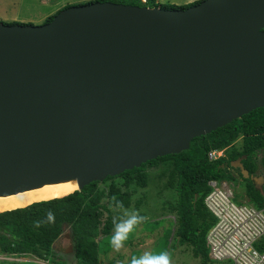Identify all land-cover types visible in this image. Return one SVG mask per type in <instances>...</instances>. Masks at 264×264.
<instances>
[{
  "label": "water",
  "instance_id": "water-1",
  "mask_svg": "<svg viewBox=\"0 0 264 264\" xmlns=\"http://www.w3.org/2000/svg\"><path fill=\"white\" fill-rule=\"evenodd\" d=\"M263 106L264 0L93 1L0 22V195L81 190ZM245 157L231 166L258 182Z\"/></svg>",
  "mask_w": 264,
  "mask_h": 264
},
{
  "label": "trees",
  "instance_id": "trees-1",
  "mask_svg": "<svg viewBox=\"0 0 264 264\" xmlns=\"http://www.w3.org/2000/svg\"><path fill=\"white\" fill-rule=\"evenodd\" d=\"M93 1L182 9L200 0L180 7L157 5L155 0L89 2ZM52 17L48 16L45 22ZM211 150H223V154L211 160L208 158ZM243 155L246 157L241 163L248 174L264 177V106L208 134L193 138L189 148L180 153L157 157L137 168L107 176L100 182H91L81 190L62 197L35 201L0 212V254H32L51 264H100L99 254L107 244L106 239L113 233V219L120 217L112 210L117 209L116 201L123 203V209L130 207L133 198L129 187H145L147 168H156L160 162H167L171 167L165 187L174 189L176 193L172 213L177 218L170 248L175 250L187 245L200 257V264H219L209 259L205 242L207 231L215 222V217L204 204V198L210 191L208 181L226 180L236 185V197L244 195L249 203L264 208V184L259 185L253 178H244L238 168L231 166L232 161ZM115 178L121 182H115ZM108 180L110 183L107 186H98ZM113 197L116 199L113 200ZM49 210L55 215L54 223L46 222ZM36 221L42 222L39 228L35 227ZM66 230L72 252L60 254L54 243Z\"/></svg>",
  "mask_w": 264,
  "mask_h": 264
},
{
  "label": "rangeland",
  "instance_id": "rangeland-1",
  "mask_svg": "<svg viewBox=\"0 0 264 264\" xmlns=\"http://www.w3.org/2000/svg\"><path fill=\"white\" fill-rule=\"evenodd\" d=\"M89 1L91 0H14L6 4L5 16L0 15V22L5 24L41 25L45 23L48 16H54L66 6L85 4ZM155 2L157 5L166 4L178 7L192 3H186V0H155ZM13 11L18 13L20 17H24V19L18 16H10ZM170 167L167 162H160L156 168H147V185L145 187L136 185L129 187L133 198L130 207L126 209L112 208L119 216L122 215L124 210L129 212L138 211L141 216L147 217V220L137 226L125 242L124 247L119 251L111 247L109 236L106 239L107 244L103 246L99 254L100 264H130L132 256L142 255L145 251H167L171 254V264H200V257L191 247L183 245L173 250L169 246L172 232L177 225V218L172 213V206L176 202V193L174 189L165 187ZM114 181L121 182L119 178H115ZM109 183L110 180L99 183L98 186L101 188ZM234 190H238L236 185ZM135 204L136 207H134ZM66 234H68V230L54 243V248L60 254L72 252L70 236L67 237ZM23 263L51 264L46 259H39L32 254H0V264Z\"/></svg>",
  "mask_w": 264,
  "mask_h": 264
},
{
  "label": "built area",
  "instance_id": "built-area-1",
  "mask_svg": "<svg viewBox=\"0 0 264 264\" xmlns=\"http://www.w3.org/2000/svg\"><path fill=\"white\" fill-rule=\"evenodd\" d=\"M222 154L223 150H211L208 158ZM208 185L204 204L215 217L205 236L209 259L219 264H264V208L244 195L236 197L234 185L226 180H210Z\"/></svg>",
  "mask_w": 264,
  "mask_h": 264
},
{
  "label": "clouds",
  "instance_id": "clouds-1",
  "mask_svg": "<svg viewBox=\"0 0 264 264\" xmlns=\"http://www.w3.org/2000/svg\"><path fill=\"white\" fill-rule=\"evenodd\" d=\"M116 198L113 197V200ZM116 208L123 209V203L116 201ZM147 220V217L141 216L138 211L124 210L120 217L113 219V233L110 236L111 247L119 251L124 247L125 242L130 238L131 234L136 230L137 226ZM47 223L55 222L54 213L49 210L46 217ZM41 221L35 222V227L41 226ZM130 264H171V254L167 251L153 252L145 251L142 255L132 256Z\"/></svg>",
  "mask_w": 264,
  "mask_h": 264
},
{
  "label": "bare ground",
  "instance_id": "bare-ground-1",
  "mask_svg": "<svg viewBox=\"0 0 264 264\" xmlns=\"http://www.w3.org/2000/svg\"><path fill=\"white\" fill-rule=\"evenodd\" d=\"M77 190L75 179L44 183L9 195H0V212L23 207L35 201L62 197Z\"/></svg>",
  "mask_w": 264,
  "mask_h": 264
},
{
  "label": "crops",
  "instance_id": "crops-1",
  "mask_svg": "<svg viewBox=\"0 0 264 264\" xmlns=\"http://www.w3.org/2000/svg\"><path fill=\"white\" fill-rule=\"evenodd\" d=\"M12 1H14V0H0V15L5 16V6H6V4L11 3ZM193 1H195V0H186V3L193 2ZM10 16H14V17L18 16L19 18L24 19V17H20L18 15V13H16L15 11H13L12 14H10ZM13 20H15V19H13Z\"/></svg>",
  "mask_w": 264,
  "mask_h": 264
},
{
  "label": "flooded vegetation",
  "instance_id": "flooded-vegetation-1",
  "mask_svg": "<svg viewBox=\"0 0 264 264\" xmlns=\"http://www.w3.org/2000/svg\"><path fill=\"white\" fill-rule=\"evenodd\" d=\"M261 179L257 182V183H259V184H264V179H263V177H260Z\"/></svg>",
  "mask_w": 264,
  "mask_h": 264
}]
</instances>
